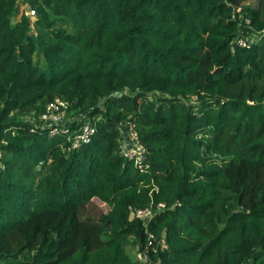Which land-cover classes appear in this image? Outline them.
<instances>
[{"label":"trees","instance_id":"obj_1","mask_svg":"<svg viewBox=\"0 0 264 264\" xmlns=\"http://www.w3.org/2000/svg\"><path fill=\"white\" fill-rule=\"evenodd\" d=\"M248 1L0 0V264H264V0ZM55 98L91 119L89 143L36 127ZM160 203L147 230L167 249L132 261L130 209Z\"/></svg>","mask_w":264,"mask_h":264},{"label":"built area","instance_id":"obj_2","mask_svg":"<svg viewBox=\"0 0 264 264\" xmlns=\"http://www.w3.org/2000/svg\"><path fill=\"white\" fill-rule=\"evenodd\" d=\"M29 13L30 14L28 16L33 17L35 15L34 10H30ZM244 39L239 38L237 39V42L242 46H246V43L249 44L250 42ZM69 108V102L55 98L46 105L44 112L39 115V124H36V127L40 129H48L49 136L58 134L64 135L70 145L68 150H72L90 142L95 133V126L92 124L91 119L87 115L80 114L75 117L68 118ZM31 120L34 122L35 119L31 118ZM73 120H76L78 128L70 130L69 126ZM119 129L121 155L125 159L132 161L133 165L137 167L141 166V163L145 160L146 150L138 139L136 125L132 121H127L121 124ZM164 209L165 205L162 203L157 204L155 209H153L152 205L144 209H130V220L134 218L140 219L146 234V242L143 250L135 247L137 256L136 262L146 261L149 251L154 253L159 250L164 251L167 249L164 235L157 239L155 235L151 234L147 230L149 220L156 214L164 211Z\"/></svg>","mask_w":264,"mask_h":264},{"label":"rangeland","instance_id":"obj_3","mask_svg":"<svg viewBox=\"0 0 264 264\" xmlns=\"http://www.w3.org/2000/svg\"><path fill=\"white\" fill-rule=\"evenodd\" d=\"M255 4H256L255 1L252 0V1H248L245 5H249V6L254 7ZM30 10H32V9L27 10L26 6H24V8L22 9L23 13L25 12V14L27 16L30 14L29 13ZM29 17H30V20L33 22L34 19H35L34 16H33V18H32V16H29ZM253 38H255V36L246 35V37H245L244 40H246L248 42H251ZM36 60L38 61V58H36ZM191 101H194V98L191 99ZM188 103H190V102H188ZM192 103H194V102H192ZM94 202L96 203V205H98L99 207H101L104 211H107L108 210L107 206L104 205L103 203L99 202L98 200H94ZM125 250H126V253L128 254V256L130 257V259L132 261H136V257L137 256H136V250H135V248H133V247H131V246L128 245V246L125 247Z\"/></svg>","mask_w":264,"mask_h":264}]
</instances>
